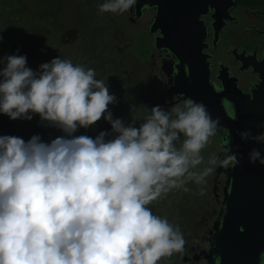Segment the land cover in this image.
I'll return each mask as SVG.
<instances>
[{
    "label": "clouds",
    "instance_id": "9594fccd",
    "mask_svg": "<svg viewBox=\"0 0 264 264\" xmlns=\"http://www.w3.org/2000/svg\"><path fill=\"white\" fill-rule=\"evenodd\" d=\"M135 4L105 0L98 11L123 13ZM0 64V113L13 120L38 114L66 133L50 143L0 136V264H159L183 252L179 226L148 205L239 163L225 146L222 160L211 156L198 169L219 126L206 105L181 94L170 109L153 106L138 126L134 119L126 125L113 119L108 105L116 97L93 68L57 56L34 71L15 54ZM102 117L113 138L105 131L73 136ZM239 135L264 143V132ZM249 161L264 165V156L253 148Z\"/></svg>",
    "mask_w": 264,
    "mask_h": 264
},
{
    "label": "rangeland",
    "instance_id": "374dc122",
    "mask_svg": "<svg viewBox=\"0 0 264 264\" xmlns=\"http://www.w3.org/2000/svg\"><path fill=\"white\" fill-rule=\"evenodd\" d=\"M3 1L8 2L0 0ZM17 2L15 7H10L11 2L4 3L6 5L0 3V36L3 38L0 40V58L13 54L24 55L27 58V66L34 71H38L42 63L50 62L57 56L70 59L74 64L93 68L96 78L103 79L110 94L116 97V102L108 105L113 119L120 118L127 125L135 120V110L141 119L146 116L141 112L142 109L136 108L137 104L131 105L135 103L131 91L136 88V80L145 69L144 64L135 66L137 57L143 60L147 56V50H150V33L145 29L146 23L138 24L134 21L129 10L123 13H100L98 5L103 4L105 0ZM230 33L235 34L232 31ZM3 66L0 64V68ZM132 106L135 107L131 110ZM14 121L16 132L20 133V136L23 133L31 134V137L38 135L42 142L47 143L57 137L66 136L61 129L41 121L38 114H32L31 120ZM101 131L109 133L105 139L116 135L111 130V124L102 117L88 128H78L73 136L86 135L95 138ZM211 151L207 145L202 149L201 155L205 164L200 165L199 170L208 166ZM185 187L190 190L186 192L183 188L173 189L166 196L148 205L153 214L167 218L169 223L179 226L180 230L184 226L181 225L177 213L183 214L190 207L185 200L191 198L194 202V198H198V201L201 199L204 202V206L211 200L207 192L205 195L200 194V185L190 182ZM166 204L169 205L166 207ZM203 211L204 208L197 216ZM194 212L197 213L195 210ZM199 221L200 219L197 222ZM181 257L182 253L179 252L175 257L172 255L163 258L159 264H183Z\"/></svg>",
    "mask_w": 264,
    "mask_h": 264
},
{
    "label": "flooded vegetation",
    "instance_id": "af4514ba",
    "mask_svg": "<svg viewBox=\"0 0 264 264\" xmlns=\"http://www.w3.org/2000/svg\"><path fill=\"white\" fill-rule=\"evenodd\" d=\"M232 1L233 3L227 8V17H223L221 11L216 14L217 19H222L223 23L216 19L215 9L212 5L206 13L201 15L205 26L203 38L205 45L201 52L205 55L207 62L209 84L212 91H224L225 95L219 94L216 95V98L217 103L223 106L227 114L229 102L226 95L237 101L251 98L252 89H256L261 83L264 84V0ZM129 12L132 19L138 24L146 23L145 29L148 30L154 14L153 7L142 8L137 15L133 7L129 9ZM214 27L218 30H215ZM231 31L235 34L232 35ZM239 33L240 36H238ZM148 48L150 50H147V56L143 60L136 56L135 66L139 67L144 64L145 69L140 78L136 80V88L131 91L135 97V103L131 105L137 104L136 108L142 109L141 112H144L145 115L148 114V108L156 105L165 110L170 109L175 103L173 97L179 99L181 96V93H177L173 85L175 56L167 55L168 52L164 47L157 48L154 45V34L149 35ZM194 54L199 57L197 53ZM187 61L191 64V54L184 55L182 58V66L185 70L188 68ZM197 64L198 61L194 65ZM160 78L167 82L165 83ZM208 99H210V94L205 93L201 101H205L206 104ZM133 113L135 120L138 121L136 124H139L142 119L136 115V110ZM223 134L224 129L218 127L216 134L210 137L207 144L212 150L210 155L215 156L218 161L225 156L221 150L226 146ZM198 167L200 168V166ZM205 180L206 182L200 185L199 192L201 194V189L203 195L207 192L211 200L205 206L201 199L190 205L186 211L189 214L177 213L181 225L184 226L181 232L184 239L186 238L180 259L183 264H216L217 261L216 252L217 249L219 250L217 232L222 225V216L225 213L223 202L231 183L230 167H216ZM203 208L204 211L197 216ZM198 219H200L199 222H197ZM261 253H264V249L257 253L253 264H258ZM173 255L175 257L176 253Z\"/></svg>",
    "mask_w": 264,
    "mask_h": 264
},
{
    "label": "water",
    "instance_id": "95a60500",
    "mask_svg": "<svg viewBox=\"0 0 264 264\" xmlns=\"http://www.w3.org/2000/svg\"><path fill=\"white\" fill-rule=\"evenodd\" d=\"M232 3V0H136L133 8L136 15L142 8H154L148 31L154 34L157 48L164 47L167 55L176 57L173 85L177 93L203 104V95L210 94L205 104L207 110L213 119L219 120L218 127L224 129L223 140L239 160L235 167L230 166L231 183L223 202L222 225L217 232L216 264H253L257 253L264 249V165L258 161L251 163L249 152L256 148L264 156V143L241 139L239 133L250 130L253 135H258L264 132V84L252 89L251 98L237 101L226 95L229 108L228 114L225 113L216 98L224 91H212L207 62L201 52L205 45L201 15L212 5L215 16L221 11L223 17H227V8ZM217 20L223 23L222 19ZM192 49L196 51L190 53L194 51ZM187 54H191L193 66L187 61L185 70L182 58ZM2 135L17 137L14 120L0 113Z\"/></svg>",
    "mask_w": 264,
    "mask_h": 264
},
{
    "label": "trees",
    "instance_id": "16d2710c",
    "mask_svg": "<svg viewBox=\"0 0 264 264\" xmlns=\"http://www.w3.org/2000/svg\"><path fill=\"white\" fill-rule=\"evenodd\" d=\"M8 2H11L12 3V5H10V7H15V6H17V4H18V2H17V0H7ZM8 2H6V1H3V2H0L1 4H4V3H8ZM4 5H6V4H4ZM15 122V121H14ZM15 130H16V126H15ZM17 131V130H16ZM20 133H18V132H16V136L17 137H19V138H22L25 142H27L29 139H31V134L30 135H26L25 133H23L21 136L19 135ZM45 143H47V142H45ZM197 195V194H196ZM198 196V195H197ZM195 199V201L194 202H192V200H191V198H188V200H185L186 201V203H188V204H190V205H193L194 203H196V202H198V198H194ZM169 204H166V207L168 206ZM182 211V210H181ZM185 213H188V212H184L183 213V215L185 214ZM189 214V213H188ZM187 214V215H188Z\"/></svg>",
    "mask_w": 264,
    "mask_h": 264
}]
</instances>
